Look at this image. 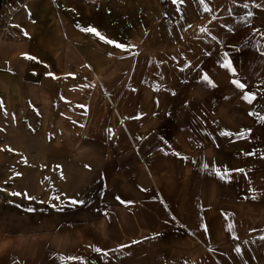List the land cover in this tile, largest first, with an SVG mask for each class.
I'll return each mask as SVG.
<instances>
[{
  "label": "rangeland",
  "instance_id": "rangeland-1",
  "mask_svg": "<svg viewBox=\"0 0 264 264\" xmlns=\"http://www.w3.org/2000/svg\"><path fill=\"white\" fill-rule=\"evenodd\" d=\"M153 6L151 19L139 13L123 26L138 34L122 44L117 65L75 67L41 84L5 74L0 264H264L263 157L227 170L206 166L187 179L165 172L156 183L174 211L139 201L157 194L155 183L121 169L119 155L161 139L155 123L166 122V134L177 138L171 113L192 118L202 110L203 133L212 135L240 103L219 99L208 113L193 78L202 77L204 97L212 60L231 56L227 41L243 38L241 8L232 0ZM151 53L167 58L168 77L154 83L146 82ZM157 235L168 242L156 243Z\"/></svg>",
  "mask_w": 264,
  "mask_h": 264
},
{
  "label": "crops",
  "instance_id": "crops-1",
  "mask_svg": "<svg viewBox=\"0 0 264 264\" xmlns=\"http://www.w3.org/2000/svg\"><path fill=\"white\" fill-rule=\"evenodd\" d=\"M154 1L157 0H0V110H5V74L23 84H41L75 67L100 70L111 63L119 64L123 47L117 45L126 44L133 34H138L123 26H132L127 20L136 21L139 13L151 19ZM232 2L243 13L238 33L243 35L241 42L236 44L228 40L226 49L234 53L230 56L228 52L225 55L229 57L212 60L211 83L207 81L209 89L204 97L202 77L193 78V94L200 105L202 99L207 100L208 113H212L219 99L240 100L230 108L229 124L224 130L220 123L216 124L219 128L211 135L208 129L203 133L206 124L201 117L202 110L192 118L187 112L184 115L180 111L171 113L174 118L168 125L176 139L169 129L166 134V122L155 123L153 130H161V139H152V145H147L149 149L131 147L118 156L128 179L139 174L152 179L153 187L155 183L157 194L139 200L151 204L150 209L164 205L167 210H175L170 200L163 197L169 192L159 186L161 183H156L165 172L168 177L187 179L206 166L227 170L244 161L249 163L254 157L264 158V0ZM88 28L96 29L100 35L86 31ZM145 61L149 70L146 82L154 83L168 77L165 55L151 53ZM226 62L231 63V69L223 66ZM233 81H239L244 88L236 87ZM245 96L254 99L249 102ZM207 118L208 123L212 121L209 114ZM222 138V142L216 141ZM145 141L150 142L149 139ZM130 241H137V238ZM154 241L166 244L168 239L157 235Z\"/></svg>",
  "mask_w": 264,
  "mask_h": 264
},
{
  "label": "snow or ice",
  "instance_id": "snow-or-ice-1",
  "mask_svg": "<svg viewBox=\"0 0 264 264\" xmlns=\"http://www.w3.org/2000/svg\"><path fill=\"white\" fill-rule=\"evenodd\" d=\"M177 2H179V3H183V0H173V3H177ZM201 2L203 3L204 0H201ZM244 6L247 7V5H244ZM257 6L259 7V5H257ZM249 15H251V13H249ZM86 31L92 32V33H94V34H96V35H100V34L97 32V30L94 29V28H88V29H86ZM101 39H104V37H101ZM108 42H109V43H112V41H108ZM117 46H118V47H122L121 45H117ZM223 66H224L225 68H229V69H231V63H230V62H226ZM203 79L206 80V81H208L209 83H211V81L209 80V78H208L207 75H205V76L203 77ZM233 83H235V84H236V87H238V88H241V89L244 88V85L241 84L239 81H233ZM245 99H247V100H249V102H251V99H254V97L245 96ZM240 171H242V170H240ZM12 195H19V193H12ZM72 203H77V202H76V201H73ZM79 203H83V202L80 201ZM30 210H31V209H30Z\"/></svg>",
  "mask_w": 264,
  "mask_h": 264
}]
</instances>
